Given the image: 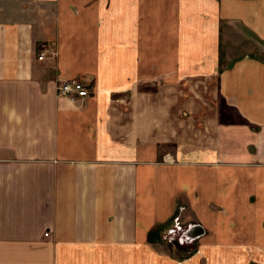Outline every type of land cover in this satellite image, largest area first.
<instances>
[{
  "label": "crops",
  "instance_id": "crops-1",
  "mask_svg": "<svg viewBox=\"0 0 264 264\" xmlns=\"http://www.w3.org/2000/svg\"><path fill=\"white\" fill-rule=\"evenodd\" d=\"M262 44L264 0H0V264H264Z\"/></svg>",
  "mask_w": 264,
  "mask_h": 264
},
{
  "label": "built area",
  "instance_id": "built-area-1",
  "mask_svg": "<svg viewBox=\"0 0 264 264\" xmlns=\"http://www.w3.org/2000/svg\"><path fill=\"white\" fill-rule=\"evenodd\" d=\"M45 56V53L42 52L38 59L42 60ZM57 92L58 96L61 97H69L72 100H85L86 98L90 97L92 94V89L90 85L82 79L78 78H69V79H63L59 82L57 86ZM177 217V216H176ZM176 228H179V230H183V227L180 221V218H176ZM175 228H169L167 230L166 234L164 235V239L168 240L169 242H174L178 240L176 237L172 236V233L175 232ZM45 236L49 235V232H45ZM198 236V235H197Z\"/></svg>",
  "mask_w": 264,
  "mask_h": 264
},
{
  "label": "rangeland",
  "instance_id": "rangeland-1",
  "mask_svg": "<svg viewBox=\"0 0 264 264\" xmlns=\"http://www.w3.org/2000/svg\"><path fill=\"white\" fill-rule=\"evenodd\" d=\"M262 46L264 48V44H262ZM259 49H260V47H259ZM263 51H264V49H263ZM254 53H256V52H254ZM258 53H256V54H258ZM224 55H226L225 51H223V56ZM259 55H262L264 57V53L263 52L262 53H259ZM177 217L180 218V221L179 222H181L182 226H184L182 231L179 230V228H176V226H175L176 225L175 218L173 219L172 228H175L176 230H175V232L172 233V236L176 237L178 240H176L174 242H171V243H174L173 245H176L177 247L176 246H173L172 248L167 247V248H164V249L165 250L166 249L167 250L170 249V250H180V251H183L182 258L184 259V258L190 257L192 254H196V253H198L200 251L199 243L198 242H199V238L202 235H204V234H199L198 236H194L193 234H191V231L192 230H195V227L199 228L197 226L199 224L198 223H192V222H189V223L184 222L183 219H182L183 218L182 217V214H180V213L177 215Z\"/></svg>",
  "mask_w": 264,
  "mask_h": 264
},
{
  "label": "water",
  "instance_id": "water-1",
  "mask_svg": "<svg viewBox=\"0 0 264 264\" xmlns=\"http://www.w3.org/2000/svg\"><path fill=\"white\" fill-rule=\"evenodd\" d=\"M198 227H199V225H197ZM197 227H195V230H192L191 231V234H193L194 236H197V235H199V234H203V231H202V229L199 227V228H197Z\"/></svg>",
  "mask_w": 264,
  "mask_h": 264
}]
</instances>
